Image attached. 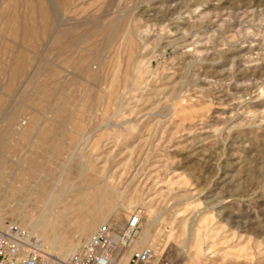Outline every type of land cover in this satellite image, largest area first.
<instances>
[{
    "label": "rangeland",
    "instance_id": "374dc122",
    "mask_svg": "<svg viewBox=\"0 0 264 264\" xmlns=\"http://www.w3.org/2000/svg\"><path fill=\"white\" fill-rule=\"evenodd\" d=\"M133 211L148 264H264V0H0V224Z\"/></svg>",
    "mask_w": 264,
    "mask_h": 264
},
{
    "label": "built area",
    "instance_id": "2783aa9c",
    "mask_svg": "<svg viewBox=\"0 0 264 264\" xmlns=\"http://www.w3.org/2000/svg\"><path fill=\"white\" fill-rule=\"evenodd\" d=\"M141 223L136 211L119 228L102 222L85 241L55 255L38 234L8 220L0 224V264H148L156 252L150 245H135Z\"/></svg>",
    "mask_w": 264,
    "mask_h": 264
},
{
    "label": "bare ground",
    "instance_id": "6f19581e",
    "mask_svg": "<svg viewBox=\"0 0 264 264\" xmlns=\"http://www.w3.org/2000/svg\"><path fill=\"white\" fill-rule=\"evenodd\" d=\"M250 1H254V0H250ZM139 241V240H138ZM135 242V245L138 246L140 243L139 242ZM44 243V242H43ZM45 244V243H44Z\"/></svg>",
    "mask_w": 264,
    "mask_h": 264
}]
</instances>
